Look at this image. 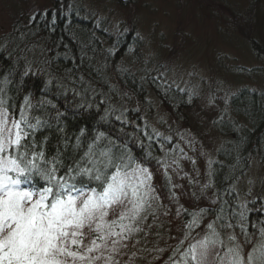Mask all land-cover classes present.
<instances>
[{
    "label": "trees",
    "instance_id": "1",
    "mask_svg": "<svg viewBox=\"0 0 264 264\" xmlns=\"http://www.w3.org/2000/svg\"><path fill=\"white\" fill-rule=\"evenodd\" d=\"M25 6L30 7L31 4H25ZM51 10L60 12L57 20L60 19L62 11H64L63 7L61 10L60 3L52 6L50 10L39 9L34 11V15L28 17L27 21L20 19L13 21L10 31L0 36L4 39L3 42H0V48L6 49L0 58V87H5V93L0 95H3L8 101L7 106L16 113V119H19L23 97L28 96L34 106L28 111L29 122L35 123L37 116L42 121L35 132L28 137L29 144L34 143L37 149H42L49 161L54 157H59L62 161V164L58 166L59 174H64V168L73 164V160L78 161L80 166H92L89 163V157L84 154L88 152V144H91L95 136L103 131L106 137L113 139L116 144L126 145L127 151L131 153L135 163L147 167L153 176V179L149 181L154 190L151 193L152 203L149 201L145 205V210L139 214L138 223L124 225L123 228L137 230L139 241L130 239L125 243L122 241L112 245L104 243L106 247L111 245L114 249L121 246L122 252L116 251L118 255H114L107 249L97 256L99 257L96 259L97 264H165L169 259L175 258L178 249L182 253L189 242H195L191 237L188 240L185 239V233L188 231L185 224L191 219L189 214L199 212L202 208L209 210L203 217L206 222L214 220L218 213L224 215L225 220H228L229 216L224 213V210L221 212V209L227 205L234 216L229 221L232 224L237 217L239 219L241 211H244L247 217L245 222L252 220L248 219L252 213H254V219L260 213L263 215L262 206L257 207L255 205L259 201L256 197L249 201L245 208L238 206L231 186L235 182L238 183V180L243 177L252 157L264 158V93H256L247 88L239 89L236 93L225 98L224 107L219 105V111L209 124L211 129L222 137V142L216 149L215 160L211 163L209 174L203 179L205 162L198 142L195 140L187 141L191 138L180 140L176 131H171L170 139L166 140L164 133L154 128L150 121L152 119L150 110L154 108V102H158L160 106L170 111L176 119L179 116L177 114L180 108L187 107L185 97L180 96L185 93L172 86L161 88L159 84L153 85L151 80L149 83L143 75H140L139 84L134 86L119 85L113 96L109 95L108 90L103 91V89L101 96H85L78 92L76 95L74 93L76 89L81 90L84 87L97 89L100 88L99 85H108L107 80H113L117 83L116 80L121 76L118 77L116 71H112L115 73L113 75H108L105 71L96 72L95 69H100L106 58L103 57L102 59L101 55H94L95 57L91 56L90 59V51L84 52L82 57L75 50L74 45H71L69 50L72 55L71 61H66V65L61 62L57 63L58 55L53 58L51 52L60 39V37L55 38L60 25L56 29H52L51 23L55 19H53ZM75 25L80 27L79 31L75 30L79 33L77 37L85 44H89L91 49V44L87 40L89 37L83 32L84 28L82 29L81 25L77 23ZM85 30L89 31L86 28ZM96 43L98 42L94 40V44ZM121 44L122 52L111 54L109 51L107 53L109 58L105 55L109 62L102 68L107 66V72L110 71L109 66L114 68L118 62L129 56L127 55V48L132 45L131 42L124 41ZM97 46L101 48L99 43ZM137 46L139 47V45ZM252 47L256 48L255 44L252 43ZM89 59L91 65L87 67L86 63ZM28 62L31 63L32 74L24 76L23 73ZM92 70L95 76L89 72ZM81 72L83 75L78 74ZM71 78L75 81L72 82ZM5 80L11 83L4 85L3 81ZM49 80L52 81L51 84L48 83ZM122 81L125 82L123 78ZM82 91L87 92L85 89ZM36 98H43V101H48V104L39 105ZM101 101H104L103 105H101ZM52 104L56 106L55 109L51 107ZM105 110L108 111V116L106 120H102L101 117L105 115ZM249 111L252 112L251 115L247 114ZM57 112L62 114L59 118H57ZM122 113V119L127 121L123 128L121 122L116 120V117L121 116ZM96 115L102 116L96 118ZM104 127L107 128L104 129ZM81 129L84 130L83 135H81ZM93 129L96 132H93ZM77 137L80 139L79 146L76 145ZM144 142L151 143V146L146 150L139 147ZM106 145H108V139H104L101 144L97 145L94 148L96 155L92 159H96L99 151L104 150ZM128 146L139 148L128 149ZM23 150L20 149L19 151ZM113 151L115 152L116 149ZM188 153H191L189 156L193 157L190 167L192 175L184 178L188 191V198L184 203L178 201L174 196L172 197L168 187L167 179L169 177L166 170L168 167L175 168L177 164L179 165L177 154L184 156L187 161ZM12 154L16 155V152L14 151ZM96 166L106 173L115 171L113 168L103 169L99 163ZM201 182L207 183V189H204L203 186L201 188ZM98 183L87 178H78L76 186L87 189L97 187ZM44 185L45 181L33 173L20 187L32 192H39ZM200 193L204 195L202 205L191 204L195 195ZM178 213L181 221L179 222L184 221V227L180 232H176L171 223V220H174ZM129 217L132 216L128 214L125 220L130 219ZM164 217L170 219L169 224L166 221L167 218L163 219ZM239 222L241 221L239 220ZM245 222H243L244 226H246ZM158 223L159 225H157ZM145 225H148V231H143L140 228ZM115 227L116 225L104 232L107 234L109 231L114 232ZM203 230H197L198 234L194 232L193 236L200 238ZM256 230H253L252 234ZM156 231H158L157 237H162V241L154 244L155 240L152 241V239ZM143 234L147 236V239L144 240ZM93 235L89 233L80 248L76 250L84 251L85 246L92 247V241L95 240ZM108 236L110 235L108 234ZM254 236L255 234L252 237ZM176 239H179L177 244L174 243ZM95 242L97 245L102 243L96 240ZM140 244L144 245L142 249L138 247ZM98 251L99 248L92 253L84 251V254L93 256ZM77 264H82V262L77 261Z\"/></svg>",
    "mask_w": 264,
    "mask_h": 264
},
{
    "label": "rangeland",
    "instance_id": "2",
    "mask_svg": "<svg viewBox=\"0 0 264 264\" xmlns=\"http://www.w3.org/2000/svg\"><path fill=\"white\" fill-rule=\"evenodd\" d=\"M57 3L68 14L75 9L81 20L82 15L97 19L93 20V27L88 28L89 31L83 29L84 34L89 37L87 40L92 50L98 48L103 52L108 49L105 46L107 41L113 42L116 39L121 42L127 35L133 44L127 48L128 60H121L119 65L127 64L134 70L141 69L140 74H148L149 77L155 75L154 72L159 87L172 86L185 93L180 96L185 97L187 107L180 108L176 119L170 111L154 102V108L150 110V121L154 128L164 133L166 140L170 139L171 131H176L180 140L191 138L187 141L198 142L204 157L203 171L206 178L211 163L215 160L216 149L222 142V137L209 124L219 111V105L224 107L225 98L239 89L247 88L256 93H264V0H122V3L116 0H0V33H8L13 21L17 19L27 21L23 16L25 11H18L20 7H29L25 4H31L37 10H47ZM75 24L71 29L79 31L80 27ZM96 25L106 31V38L99 39ZM94 40L101 48L97 46L98 43L94 44ZM252 43L256 48L252 47ZM51 56L54 58L56 54L51 53ZM106 73L115 74L112 70ZM189 154L191 153L187 154V161L184 156L177 154L179 165L175 168L168 167L167 182L171 195L184 203L188 198L184 178L192 175L190 167L193 157ZM252 167L247 171L250 172ZM263 167L256 168L251 181L249 172L246 171V175L231 186L238 206H247L255 198V185L264 183ZM202 185L203 183L201 188ZM248 193L250 197L247 196ZM260 196L264 199L263 193ZM263 199L255 205L262 206L264 218ZM149 201L152 203L151 199ZM192 201L191 204L202 205L203 193L195 195ZM131 207L129 204L128 208ZM122 213L123 220L119 219ZM127 217L126 209L113 205L105 221L111 223L115 220V225L121 230L122 225L138 223L140 220L139 215L125 220ZM165 218L167 217L163 219ZM166 221L169 224L170 219L167 218ZM179 221V214L171 220L176 232L184 227V221ZM260 227L254 233L253 244L264 243V239L258 234ZM140 228L148 231L149 227L145 225ZM219 230L225 241L228 234H233L229 229ZM204 234L205 230L201 232L200 238ZM101 235L104 239H97ZM93 237L98 242L108 244L114 240L105 232L96 233ZM143 238L145 240L147 236L143 234ZM178 241L176 239L174 243L177 244ZM143 246L138 245L141 249ZM121 248L119 246L114 251L111 246L107 251L118 255L116 251L121 253Z\"/></svg>",
    "mask_w": 264,
    "mask_h": 264
},
{
    "label": "snow or ice",
    "instance_id": "3",
    "mask_svg": "<svg viewBox=\"0 0 264 264\" xmlns=\"http://www.w3.org/2000/svg\"><path fill=\"white\" fill-rule=\"evenodd\" d=\"M5 50L0 48V58ZM31 74V63L28 62L23 75ZM10 83L3 81L4 85ZM4 93L5 87H0V94ZM39 103L45 105L48 101ZM100 103L103 105L104 101ZM7 105L8 101L0 95V264H77V261L92 264L99 257L85 255L84 251L92 253L97 250L100 246L95 240L92 241L93 246H85L84 251L76 249L89 233H103L116 224L115 220L111 223L105 221L113 205L126 209L133 218L145 210L154 191L149 183L153 179L151 172L135 163L126 145L116 144L101 131L88 144V152L84 154L92 166H80L73 160V164L64 168V174H59L58 166L62 164L59 157L49 161L42 149H37L34 143L29 144L28 137L42 123L38 116L35 123L29 122L28 111L34 107L29 97H23L19 119ZM51 107L55 109L56 106L52 104ZM60 115L57 112V118ZM122 115L116 120L123 128L127 121L122 119ZM107 116L108 111L105 110L101 119L106 120ZM83 133L81 129V135ZM104 139H108V145L99 151L96 159H92L96 155L94 148ZM79 144L77 137L76 145ZM14 151L16 155L12 154ZM98 163L103 169L113 168L115 171L106 173L96 166ZM33 173L45 181L39 192L20 187ZM78 178L99 183L97 187L78 188ZM129 204L131 208H128ZM241 207L245 208L244 205ZM208 211L202 208L189 214L191 219L185 224L188 229L185 239L191 237L195 242H189L182 252L184 264H264V243L253 244L249 230L244 227L243 222L247 219L244 211L239 213L241 223L238 225L229 222L231 216L225 220V216L219 213L214 220L206 222L203 217ZM119 219H124L123 213ZM217 226L221 230L239 226L245 237L243 243L234 234H228L225 241ZM121 227L123 230L124 226ZM251 227L255 229L256 226ZM199 229H204L205 234L196 239L193 233ZM108 234L121 235L111 231ZM258 234L264 239V224L258 229ZM97 239H104V236H97Z\"/></svg>",
    "mask_w": 264,
    "mask_h": 264
},
{
    "label": "bare ground",
    "instance_id": "4",
    "mask_svg": "<svg viewBox=\"0 0 264 264\" xmlns=\"http://www.w3.org/2000/svg\"><path fill=\"white\" fill-rule=\"evenodd\" d=\"M51 7H48L47 10H50ZM18 11L19 12H24L25 11L24 14H23V16L25 18H28V17L34 15V11H37V9L34 6H30L26 10L20 7L18 9ZM51 11H52L53 19H55V21L53 23H51L52 24L51 25L52 29H56L58 27V25H60L59 28H58V30H57L58 32H56V34H55V38L57 39V38L60 37V39H58V44L56 45L55 48H53V51L51 52L53 54L58 55V61H57V63H60V62L61 63H65L66 61H71L72 55L69 52V50L71 49V47H70L71 45H74L75 50L78 53H80V56H82V57H83V53L84 52L90 51V56H93V58L95 56H100V55H101L102 59H103V57L106 58V61L104 60L105 63H104V65H102V67H104L105 65H107V63L109 62V59H108L109 56L107 54L109 51H111V54L114 53V52L115 53L122 52V50H123V47L121 46L122 44H121L120 41H117L116 39H114L113 42H110V41H107L106 42V46H108V49L106 50V52H102L98 48L95 49L96 51H94V50H91L90 49L89 44L88 45L85 44L83 41H81L77 37V35L79 33H77V32L74 31L75 28L71 32V27L73 28V26H74L73 24H75V23L81 25V28L82 29L83 28L84 29L85 28L86 29H88V28L91 29V27H93V20L97 21L96 18L93 19V18H91L89 16H86V15L83 16L82 15V20H81V19H78L79 17L76 15V12L74 10H72L71 12H69V14L66 13L65 11H62V14H61L60 19L57 20V16H59L60 12L59 11H56V10H51ZM97 28H98L97 29V33L99 34V39H104V38H106L108 36L105 30H102L98 26H97ZM2 34L3 33H0V36H2ZM3 41H4V39L0 38V42H3ZM91 52H92V54H91ZM105 55L108 56V58L105 57ZM90 56H89V58L91 59ZM90 59L86 63L87 67H89L88 65H91L90 64ZM102 67L100 69H95V71L98 72V73H99V71L103 72L105 68H102ZM109 69H110V71L111 70L112 71H116L117 74H118V77L121 76L120 78L117 77L118 78L116 80L117 83L115 81H113V80H107L108 85L107 84H105V86H103V85L100 86L99 85L100 88H97L98 90L95 87L89 88V89H87V88L84 87V88H81V90L80 89H76L74 91V93H77L78 92L80 94H84L85 96H90V95H100L101 96L103 94V91L108 90L109 91V95H112L113 96V94L116 93V88H119V85L121 86V85L125 84V85L134 86V85L139 84L140 75H141L140 73H142L141 69H135L134 70L133 68H131L127 64L125 66H122V64L119 65V63H117L114 68H113V66H110ZM239 71H241V70H239ZM89 72L93 73V76H95L93 70L92 71H89ZM105 72H107V71L105 70ZM236 73L239 74V75L248 76L247 74L242 73V72H236ZM78 74L79 75H83L82 72L81 73H78ZM153 74H155V75H153L152 77H149L148 74H144L143 76H144V79H146L147 82H149L151 80V82H153L151 84L157 85V84H159V82H157L158 81V78L156 76V73L153 72ZM69 78H70V76H69ZM72 78L70 80L72 82H74L75 80L72 79ZM122 78L124 79L125 82L122 81ZM141 78H142V76H141ZM102 82L105 83L104 80H102ZM82 89L83 90L85 89L87 92H83ZM102 89H103V91H102ZM36 100H37L38 104L40 105L39 102L42 101V100H44V99L43 98H36ZM119 104H121V103H119ZM247 114L248 115H251L252 112L249 111V112H247ZM101 116L102 115H98V116L96 115V118H99ZM105 128H107V127H104V129ZM263 129H264V123H263ZM92 131L93 132H96L94 129ZM150 146H151V143L144 142V143L140 144L139 147L140 148H145V150H146V148H149ZM139 147H137V146H128V149H138ZM247 166H248V168L244 172L245 175H246L247 172H249L247 170H249L252 166H254V168L252 167L251 171L248 174L249 175V180L251 181V177L253 176V173L255 172L256 168H260L261 169V167L264 166V158H260L259 159L258 157H252ZM262 169L264 170V167ZM166 171H167L166 174L168 175L169 174L168 173V169ZM203 179H205L204 175H203ZM163 185H164V183H163ZM202 186H203L204 189H207V183H203ZM254 191H255V194H256V196H255L256 199L259 200V202H260V200L263 199L262 196H260V194L261 193L264 194V183L261 182L259 185L256 184ZM247 196L250 197V194L248 193ZM223 210H224V213L226 215L231 216L232 218H234V216L232 215L231 211H229V209H228V205H227V207L223 208ZM253 216H254V213H252V215L248 218L249 220L252 219L251 221H249V222H245L244 221L245 222V225H246L244 227L249 230L250 238L251 239L253 238L252 237L253 236L252 231L255 230V229H257V227H260L262 224H264V218H263V215L261 213L259 215H256L257 217L255 219L253 218ZM239 223H241V222H239V219L237 217L236 218V221L234 222L233 225H238ZM252 225H255L256 226L255 229H253L251 227ZM231 231H232V233L234 235L237 236L238 241L241 242V243H243L245 237H244V234L241 232L239 226L235 227ZM114 233H121V235H119V236H117V235H110L111 237L114 238L113 241H115L116 243L117 242H120V241L127 240V239H129V240L132 239L134 241H139L137 230L134 231V229H132V228H125L123 230H120V227L119 226H116L114 228ZM157 236H158V231H156L155 236L152 239V241L155 240V243L154 244H156L158 241H162V237H157ZM112 244H114V243L112 242L111 245ZM111 245H109L108 247H111ZM99 246H100L99 247V251L97 253L93 254V256H95V257H97L101 252H103V251H105V250L108 249V247H106V245L104 243H101V245H99ZM181 254L182 253L180 252V249H178L177 252L175 253V258L169 259L165 264H184ZM92 264H97L96 263V260H94L92 262Z\"/></svg>",
    "mask_w": 264,
    "mask_h": 264
},
{
    "label": "flooded vegetation",
    "instance_id": "5",
    "mask_svg": "<svg viewBox=\"0 0 264 264\" xmlns=\"http://www.w3.org/2000/svg\"><path fill=\"white\" fill-rule=\"evenodd\" d=\"M118 3H122V0H116ZM71 7V6H70ZM70 7H69V10H70ZM75 10V9H73ZM82 10V9H81Z\"/></svg>",
    "mask_w": 264,
    "mask_h": 264
}]
</instances>
